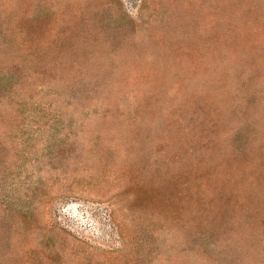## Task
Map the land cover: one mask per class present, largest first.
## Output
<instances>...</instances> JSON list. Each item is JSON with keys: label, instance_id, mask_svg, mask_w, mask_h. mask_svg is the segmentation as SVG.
<instances>
[{"label": "rangeland", "instance_id": "1", "mask_svg": "<svg viewBox=\"0 0 264 264\" xmlns=\"http://www.w3.org/2000/svg\"><path fill=\"white\" fill-rule=\"evenodd\" d=\"M0 264H264V0H0Z\"/></svg>", "mask_w": 264, "mask_h": 264}]
</instances>
